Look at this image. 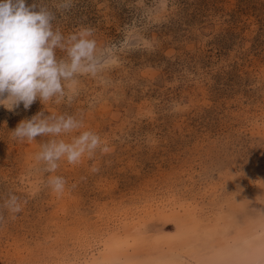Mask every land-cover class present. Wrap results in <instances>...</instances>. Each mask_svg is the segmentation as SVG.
<instances>
[{"label":"rangeland","instance_id":"obj_1","mask_svg":"<svg viewBox=\"0 0 264 264\" xmlns=\"http://www.w3.org/2000/svg\"><path fill=\"white\" fill-rule=\"evenodd\" d=\"M40 3L65 36L93 28L111 64L71 101L0 106V205L22 201L15 219L3 212L0 264H251L264 244L252 211L264 206V0H73L67 12L26 0ZM38 112L82 119L109 151L45 172L35 157L52 137L11 133Z\"/></svg>","mask_w":264,"mask_h":264},{"label":"clouds","instance_id":"obj_2","mask_svg":"<svg viewBox=\"0 0 264 264\" xmlns=\"http://www.w3.org/2000/svg\"><path fill=\"white\" fill-rule=\"evenodd\" d=\"M72 7L73 0H57L55 4L63 12ZM36 8V4L27 5L26 0H0V106L7 105L9 110L21 103L27 110L36 100L43 105L53 98L67 97L71 101L81 77L95 78L111 64L107 56L97 55L93 28L82 26L65 36L58 27L54 28L57 17L52 10L42 3L38 11ZM57 50L64 56L58 58ZM82 128V119L74 115L53 117L38 112L22 120L11 133L21 141L52 137L40 145L35 159L42 162L45 172L55 173L61 160L76 165L85 156L92 158L97 151H109L100 135L91 130L80 131ZM69 134L70 140L57 138ZM47 184L60 194L67 181L62 176L50 175ZM4 211L9 219H15L22 211L21 199L14 194L7 196L0 205V223L5 222ZM252 211L264 216V206Z\"/></svg>","mask_w":264,"mask_h":264},{"label":"bare ground","instance_id":"obj_3","mask_svg":"<svg viewBox=\"0 0 264 264\" xmlns=\"http://www.w3.org/2000/svg\"><path fill=\"white\" fill-rule=\"evenodd\" d=\"M256 250L255 255H253L254 261L251 264H264V244L256 247Z\"/></svg>","mask_w":264,"mask_h":264}]
</instances>
